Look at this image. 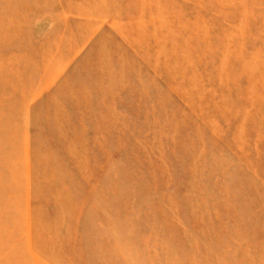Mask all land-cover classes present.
Masks as SVG:
<instances>
[{"label": "rangeland", "instance_id": "obj_1", "mask_svg": "<svg viewBox=\"0 0 264 264\" xmlns=\"http://www.w3.org/2000/svg\"><path fill=\"white\" fill-rule=\"evenodd\" d=\"M0 264H264V0H0Z\"/></svg>", "mask_w": 264, "mask_h": 264}, {"label": "bare ground", "instance_id": "obj_2", "mask_svg": "<svg viewBox=\"0 0 264 264\" xmlns=\"http://www.w3.org/2000/svg\"><path fill=\"white\" fill-rule=\"evenodd\" d=\"M174 79H176V78H174Z\"/></svg>", "mask_w": 264, "mask_h": 264}]
</instances>
